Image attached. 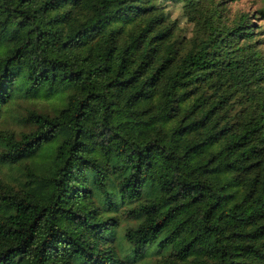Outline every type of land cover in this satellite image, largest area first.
I'll list each match as a JSON object with an SVG mask.
<instances>
[{
    "label": "trees",
    "instance_id": "16d2710c",
    "mask_svg": "<svg viewBox=\"0 0 264 264\" xmlns=\"http://www.w3.org/2000/svg\"><path fill=\"white\" fill-rule=\"evenodd\" d=\"M160 1L0 0V120L57 102L0 128V264H264L254 26Z\"/></svg>",
    "mask_w": 264,
    "mask_h": 264
},
{
    "label": "rangeland",
    "instance_id": "374dc122",
    "mask_svg": "<svg viewBox=\"0 0 264 264\" xmlns=\"http://www.w3.org/2000/svg\"><path fill=\"white\" fill-rule=\"evenodd\" d=\"M203 9H200L198 15L195 17L199 20H203L208 14H206L207 8L215 5V12L220 14L222 22L225 24H231L233 20H236L240 14H247L248 21H251L257 40V47L264 53V15L262 16L258 11L264 10V0H202ZM160 6L163 11H166L171 19H176L178 27H180L181 34L188 37L191 33L192 22L187 21L185 17L181 15V3L177 0H161ZM214 8V7H213ZM215 13V14H216ZM55 101H48L44 99H35L31 102L17 100L15 103L8 106L1 114L0 128L3 130H12L14 132L28 130L29 124L19 120L27 109L33 110H47L55 105ZM20 181V172L16 169H8L4 166H0V189L4 186H11L16 188V185ZM40 232H36L35 239H38ZM32 261L31 248L29 251L21 257L15 258L10 264H28Z\"/></svg>",
    "mask_w": 264,
    "mask_h": 264
}]
</instances>
